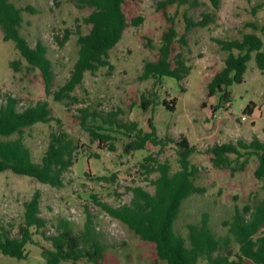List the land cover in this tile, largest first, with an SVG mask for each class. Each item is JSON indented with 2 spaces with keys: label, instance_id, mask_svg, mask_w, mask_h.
I'll return each instance as SVG.
<instances>
[{
  "label": "rangeland",
  "instance_id": "rangeland-1",
  "mask_svg": "<svg viewBox=\"0 0 264 264\" xmlns=\"http://www.w3.org/2000/svg\"><path fill=\"white\" fill-rule=\"evenodd\" d=\"M11 1L18 7L33 9L22 11L20 32L31 46L37 40L46 45L54 78L47 93L39 70L29 67L14 43L4 39L0 28V104L10 95L18 100L19 109L37 101H45L51 107L54 120L24 129L23 141L35 162L41 161L51 133L64 134V140L75 149L72 164L61 175L60 187L10 170L0 172V226L10 236L16 235L23 222L24 202L35 191L40 194V215L46 221L44 227L31 228L33 243L26 244L25 258L0 252V264H46L42 247H52L46 237L58 233L59 220H69L75 232L80 233L84 231L87 213L97 240L104 245V264H154L153 244L141 240L102 204L117 207L128 203L131 188L136 186L152 193L151 180L159 172L143 167V158L150 154L155 162H144L145 165L157 168L158 164H168L171 172L178 170L181 148L176 142L182 138L194 147L189 156L198 170L193 181L203 188L202 193L192 195L183 205L176 221L182 234L188 223L200 220L202 212L210 215L209 222L219 233H225L227 227L222 221L229 220L236 207L262 198L261 181L254 175L256 156L244 155L238 161L247 158L244 169L232 171L214 166L209 149L224 142H249L254 136L264 141V69L260 70L253 58L249 60L243 81L228 87L227 100H219L218 92L209 97L207 84L223 67L227 55L217 39H240L244 33L254 32L264 42V0H218L216 10L213 0H189L170 6L168 11L176 30L182 33L186 26L190 28L185 53L191 69L180 82L170 76L140 78L144 62L156 59L168 22L157 8L159 0H129L124 6L128 20L136 16L143 20L126 27L109 52L110 67L85 72L82 84L72 92L74 99H67V105L54 100L52 92L70 76L77 58L78 31H88L83 17L91 8L77 7L72 0ZM206 12H214L212 22L206 26L190 25L202 20ZM66 31L70 35L60 45L58 39ZM14 60L17 65L12 63ZM142 95L151 100L146 110L141 107ZM173 98L175 109L169 111L162 100ZM250 101L254 105L252 112L247 113L245 107ZM149 118L161 144L124 152V146L134 138V134L126 135L125 127L134 122L137 129L147 131ZM97 134L107 138L101 139ZM59 264L92 263L83 258Z\"/></svg>",
  "mask_w": 264,
  "mask_h": 264
},
{
  "label": "trees",
  "instance_id": "trees-1",
  "mask_svg": "<svg viewBox=\"0 0 264 264\" xmlns=\"http://www.w3.org/2000/svg\"><path fill=\"white\" fill-rule=\"evenodd\" d=\"M77 7H89L91 11L83 17V22L89 25L87 32L78 31L77 58L73 64L67 81L52 92L56 101L65 105L67 99H74L72 92L82 84L85 72H94L101 67H110L109 52L121 39L129 24L137 25L142 16L128 20L124 6L129 0H72ZM196 0H194L195 2ZM214 1V8H218V0ZM189 0H159L157 8L168 22L161 36L157 57L146 60L143 64L141 79L163 78L170 76L180 82L191 69L188 63L186 26L182 33L175 28L173 17L169 14V7L181 5ZM32 11L30 6L18 7L11 0H0V28L5 40H11L20 56L26 60L30 68L38 69L47 93H50L54 73L52 62L47 56V47L37 40L31 46L21 34L20 27L22 11ZM214 10V11H215ZM214 20V12L203 14L202 20L192 26H206ZM264 30V26L262 28ZM70 32H65L58 39L60 45L68 39ZM221 48L227 51L223 67L217 71L207 84V95L219 93V100H227L228 87L233 83H241L247 69V62L254 59L260 70L264 69V42L254 32H247L240 39H217ZM17 65V61H13ZM141 107L146 110L151 100L141 96ZM18 100L7 95L0 104V172L10 170L16 174L34 177L42 183L54 187L62 185V173L72 164V151L64 134L51 133L48 146L40 162L32 158L30 148L23 141L26 127L35 123H48L55 118L52 109L45 101H37L33 105L21 109L17 107ZM163 106L174 111L175 98L162 100ZM253 102H249L245 111L251 113ZM148 130L137 129L132 122L126 126V135L132 138L125 146L124 152L129 153L144 149L147 144L160 145L156 127L151 118L148 119ZM135 131V132H133ZM15 135V136H14ZM101 139L104 134H97ZM14 136V137H13ZM176 144L179 151L180 168L170 171L168 164L145 165L144 162L154 163L149 154L143 158L141 165L159 174L151 184V193L141 186L132 189V198L117 207L102 204L104 209L113 217L125 223L141 240L153 244L155 251L154 264L164 261L166 264H264V193L260 200L253 204H245L235 208L229 220H223L227 227L225 233H219L209 222L210 215L201 213L199 221L188 223L187 231L182 234L176 228V221L180 216L183 205L192 195L200 194L203 188L197 186L193 177L198 172L190 163L189 156L194 151L186 138ZM212 163L216 167L244 169L247 158L238 162L244 155L256 156L258 164L254 169L255 177L261 181L264 192V141L254 136L249 142L237 140L224 142L210 147ZM233 154L234 156H230ZM40 194L35 191L29 200L24 202L23 222L14 236L0 226V252L3 255L23 259L26 257L25 246L33 243L31 228H41L46 224L40 215ZM58 233L47 236L51 248L42 247V255L46 264H59L62 261H77L86 259L92 264H104V245L95 236L92 228L91 215L87 213L84 231L75 232L69 220L61 219L58 223Z\"/></svg>",
  "mask_w": 264,
  "mask_h": 264
}]
</instances>
